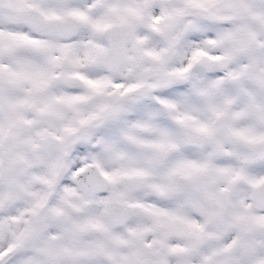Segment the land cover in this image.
<instances>
[{"label": "snow or ice", "instance_id": "obj_1", "mask_svg": "<svg viewBox=\"0 0 264 264\" xmlns=\"http://www.w3.org/2000/svg\"><path fill=\"white\" fill-rule=\"evenodd\" d=\"M0 264H264V0H0Z\"/></svg>", "mask_w": 264, "mask_h": 264}]
</instances>
